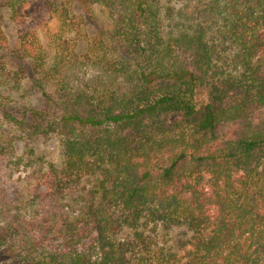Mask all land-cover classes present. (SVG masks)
<instances>
[{"label": "trees", "instance_id": "1", "mask_svg": "<svg viewBox=\"0 0 264 264\" xmlns=\"http://www.w3.org/2000/svg\"><path fill=\"white\" fill-rule=\"evenodd\" d=\"M75 7L49 6L51 63L0 27V160L30 168L0 187V264H264V0Z\"/></svg>", "mask_w": 264, "mask_h": 264}, {"label": "rangeland", "instance_id": "2", "mask_svg": "<svg viewBox=\"0 0 264 264\" xmlns=\"http://www.w3.org/2000/svg\"><path fill=\"white\" fill-rule=\"evenodd\" d=\"M22 3L21 17L16 21L10 19L8 12L2 7L4 0H0V27L3 30L9 45L12 49L19 48L20 36L28 34L29 42H33L37 50H42L47 56L48 63H51L54 49L59 43V23L53 17L49 6L52 3H68L75 8L76 0H20ZM164 2L167 0H163ZM175 6H181L185 0H170ZM99 14L100 9L97 8ZM103 19V17H101ZM29 84H24L22 89L11 95V103L6 105L5 109L15 111L18 104H24L27 101L26 89ZM4 109V108H3ZM4 110L0 108V116ZM23 150L17 147L15 155L7 159L0 160V187H4L8 195L12 193L18 196H24L28 191V174L30 168L27 166L26 155L22 161ZM36 152L41 156L44 163L52 160L59 161V148L57 139L53 138L44 144H41ZM35 167V165H32Z\"/></svg>", "mask_w": 264, "mask_h": 264}]
</instances>
